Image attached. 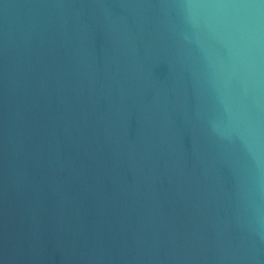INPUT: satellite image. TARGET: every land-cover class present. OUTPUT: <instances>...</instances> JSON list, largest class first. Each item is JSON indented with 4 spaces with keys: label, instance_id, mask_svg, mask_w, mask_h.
Here are the masks:
<instances>
[{
    "label": "water",
    "instance_id": "water-1",
    "mask_svg": "<svg viewBox=\"0 0 264 264\" xmlns=\"http://www.w3.org/2000/svg\"><path fill=\"white\" fill-rule=\"evenodd\" d=\"M0 264H264V0H0Z\"/></svg>",
    "mask_w": 264,
    "mask_h": 264
}]
</instances>
